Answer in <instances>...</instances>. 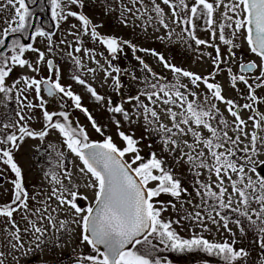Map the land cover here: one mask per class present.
Returning <instances> with one entry per match:
<instances>
[{
    "label": "rangeland",
    "instance_id": "374dc122",
    "mask_svg": "<svg viewBox=\"0 0 264 264\" xmlns=\"http://www.w3.org/2000/svg\"><path fill=\"white\" fill-rule=\"evenodd\" d=\"M171 0L175 5L177 16H173V8L166 5L162 0H155L156 4L164 10V22L168 27L165 28L159 22V17L153 11V0H82L83 6L77 4H65V15L68 11H76L89 18L91 24L86 33L82 21L78 17L67 16V19L54 18L56 29L47 36H32L30 44L33 49H38L44 53L43 60L39 59V52L28 49L24 52L22 58L29 61V66L11 65L12 72L5 78V88L10 91L0 92V139L15 133L20 135L19 127L27 126L31 130L40 131L46 124L44 111L55 112V120L63 122V117L59 116L61 112L68 113V119L74 127H83L88 134L89 141L103 142L111 136L113 142L121 149L126 142L118 135L124 132L133 136L139 141L138 148L140 155L147 161L151 153H155L157 158L164 161L166 170H170L174 176L181 182L182 191L179 197L170 194H161L153 198L156 206L160 202L166 208L161 213V219L164 221H173L172 228L184 239H190L193 236L203 237L210 243H222L228 241L235 242L234 247L238 250L243 248L248 255L239 258L236 261H225L222 255H215L205 251L203 248H194L192 250L177 251L172 250L166 244L153 239V248L151 257L159 259L162 264H264V246L261 242V233L259 228L262 226L253 214L252 209H259L260 205L252 203L247 211L251 216V221L244 215L235 211L240 208L244 211V206L239 204L240 196L233 192L227 175L222 173L224 178L223 186L227 188L223 200L225 203L231 197L232 204L230 208H220L215 197L206 196V190L203 185H210L213 192L219 193V180L214 172L209 173L205 168H193L187 161V156L182 157L180 149L184 153H190L195 156L201 150L205 153V159L208 164L214 163L208 153V149L203 143L196 144L192 134L188 132V126L181 123L185 129L181 140L189 144L196 145L195 151H191L183 144L176 148L172 143H165V134L159 130L161 124L172 128V137L176 138L178 129L173 128V120L167 109L180 113L186 110L187 104L180 106L179 98L175 104L164 105L159 101L152 104L144 93L151 83H162L169 85H178L179 90L185 94L187 101H195L197 105L206 107L205 103V81L204 79L192 83L191 77H184L176 73L168 65L180 68L184 71L192 72L203 78L207 73L206 44H199L197 51H193L189 42L193 33H186L180 20L178 19V2ZM229 3V0H225ZM146 6V10H145ZM219 7L217 8V10ZM220 15L219 13H217ZM14 16V7L7 4V0H0V38L5 39V45L0 47V53L11 57L16 54L12 52L11 37H3V31L9 26L8 22ZM149 16L152 17L149 20ZM179 21V22H178ZM96 26V31L100 36L115 37L119 41H127V44H121L117 53L109 52L107 45L100 39L93 38L91 35L92 26ZM198 40H205L206 37L201 34L205 32L200 29ZM193 40V39H192ZM27 45V43H26ZM135 46V51L133 50ZM79 48L80 51H76ZM163 56V60L159 57ZM139 57V59H137ZM54 59L56 70L50 72L47 68L49 59ZM147 65V67H145ZM33 69H36L35 71ZM120 69V72L114 71ZM110 73V74H109ZM80 77L85 84H80L76 77ZM119 77V86L115 78ZM24 77L34 78L41 81H49L54 84L57 80L65 90L72 91L75 95L81 97V108L75 106L72 97L60 93L56 96L48 97L40 86L39 94L35 86L28 88L23 80ZM89 87L95 89L98 96L103 99H96L89 91ZM174 91V90H173ZM139 96V101L130 99ZM155 100L156 97H153ZM41 102L44 107L41 108ZM140 104H146L149 108H154L158 113L159 119L152 123L154 118L148 115L145 119L144 108ZM29 105H32L31 107ZM115 106H122L128 113L129 119H125L123 113H115L110 109ZM86 108L96 124L102 129L97 132L93 127L88 115L82 110ZM23 117V119H21ZM180 117L177 116V122ZM117 121L119 124H117ZM191 123V122H190ZM214 127L219 128V122L211 120ZM192 127H196L194 124ZM48 135L43 139L24 137L18 141L19 147L13 150V159L22 169L24 187L28 192V208L31 212H26L20 208L13 213L12 219L19 227L20 241H16L10 233L14 232L9 218L0 216V261L2 264H90L86 255H97V253L86 242H82V224L79 221L86 214V209L93 206L96 201L97 188L90 187L89 184H96L94 177L85 170L80 158L72 153L66 146L64 137L57 129L49 128ZM202 134L203 139L211 137L208 129L200 126L197 128ZM264 137V131L261 136ZM233 138V137H232ZM240 148L249 145L251 137H242ZM10 147L9 144L0 143V148ZM224 148L217 151H224ZM62 153L61 157L58 155ZM244 153L238 152L235 160L237 163L243 162ZM70 162L66 165V159ZM125 160L133 168L137 167L140 161L132 163L133 154L126 153ZM257 161V173H252L249 168L245 171L257 179V174L264 176V165L259 161H264V146H260L259 154L253 156ZM71 173L72 187L65 176V172ZM56 173L65 186L71 191H77L79 198L76 203L85 209L84 212L76 214L69 205L59 206L58 201L52 196L53 188H60L51 180L50 173ZM199 173V175H197ZM47 174V175H46ZM155 174H159L157 170ZM232 179H237L235 173H229ZM0 206L9 204L13 200L14 186L12 181L16 179L15 173L0 159ZM158 181H149L147 187L154 188ZM242 187V185H239ZM69 199L71 196L64 193ZM34 197V199H33ZM51 197V199H49ZM47 202L48 210L44 212V219H38L35 209L43 208ZM208 205L215 207L212 211ZM13 205V207H18ZM57 209L56 211H52ZM199 212L202 220L196 218ZM217 212L219 215H217ZM51 214L56 218L55 227L47 219ZM209 215L213 216L217 223L209 220ZM27 216V219L24 217ZM221 217H226L222 219ZM29 220H36L37 226L45 229L44 235L34 233L29 224ZM240 223L237 224L236 221ZM59 221H67L65 229H61ZM77 221V222H73ZM179 221V223H175ZM252 221H257L253 224ZM227 222V227L225 223ZM29 231H24V229ZM40 236L37 240L35 237ZM15 245V247H13ZM22 245V246H21ZM148 245L142 243L136 245L134 250L144 253Z\"/></svg>",
    "mask_w": 264,
    "mask_h": 264
},
{
    "label": "snow or ice",
    "instance_id": "6c2138e0",
    "mask_svg": "<svg viewBox=\"0 0 264 264\" xmlns=\"http://www.w3.org/2000/svg\"><path fill=\"white\" fill-rule=\"evenodd\" d=\"M35 3V0H32ZM135 2V0H133ZM143 4V0H140ZM166 5H170L173 8V16H177L175 12V5L171 3V0H162ZM223 0H217L214 7L213 3H210L209 0H197V6L190 8L191 16L182 20L185 25H188L192 22V18L197 17L198 13L205 17L206 24L211 27L214 23L213 14L220 6ZM52 3V17L58 19H67V16L78 17L82 21L84 31L88 32V26L91 24V21L82 13L76 11H68L65 15L64 9L65 4H77L80 3L81 6L82 0H51ZM179 3L182 7L188 8L185 0H179ZM8 5L14 7V16L11 21L8 22L9 26L4 29L3 37H8L12 33L24 32L27 31L31 24L29 23V18L31 13L29 7L26 3V0H7ZM202 6V7H200ZM226 11L223 13V18L228 23H221L219 25L220 35L219 39L226 45H234L232 39H226L224 35L225 28H231L232 23L235 24V29L232 31L231 35L235 36L236 31L244 29L247 33L246 39L251 46V51L257 53L261 58H264V0H229V3L225 5ZM146 10V6H145ZM153 11L159 17V22L163 24L165 28L168 27L167 23L164 22V10L160 7L159 4L155 3L153 0ZM232 12L240 18H234L229 16L228 13ZM152 17L149 16V20ZM179 22V21H178ZM195 25L193 24V28ZM185 31H188L185 28ZM91 35L93 38H99L102 43L107 45V48L110 53L115 54L118 52L121 44H127V41H119L115 37L100 36L96 31V26H92ZM34 36H47L51 38V34L45 32L43 29L37 28L35 30ZM213 36H215V30L213 29ZM198 44H207L205 40H197ZM5 45V39L0 38V47ZM28 49L39 52L38 49H33L32 44H23L19 39L12 41V52L16 53L11 57H8L0 53V92L10 91L11 89L5 88V78L10 75L12 72L11 65L19 66H29V61L23 59L22 56L24 52ZM135 51V46H133ZM76 51H80L79 48ZM217 54L219 55L220 49L219 46H216ZM234 55V53H232ZM44 53L39 52V59L43 60ZM163 60V56L159 57ZM139 59V57H137ZM218 58L214 63L218 64ZM49 67H51V61L48 62ZM166 67H171L172 70L176 73L182 74L184 77H191L192 83L196 84L197 81L204 79L207 83V79L199 75H196L189 71H184L180 68L168 65L165 62ZM147 67V65H145ZM261 69V76L257 77L260 79L264 77V64L257 65L255 62L241 63L240 70L241 72L253 71L256 68ZM34 71L36 69H33ZM116 72H120V69H114ZM110 74V73H109ZM80 84H85L83 79L76 77ZM23 80L26 83V87L31 88L35 86L36 92L39 94L40 86L42 83L47 81H41L34 78L24 77ZM231 80L233 84L237 80L244 82L249 89L254 93L253 86L248 83V79L245 75H232ZM117 86H119V77L115 78ZM264 83V81H262ZM261 85H257L260 87ZM207 87L213 89V95L220 100H224V97L221 95V86L219 84L208 83ZM56 90L60 93H63L65 96L72 97L75 101V106L81 108V97L75 95L70 90H65L57 80L54 84H50L47 91L49 95H54ZM174 90V91H173ZM92 95L96 99L100 100L103 97L98 96L95 92V89L89 87ZM147 97V99L152 103L156 104L158 101L164 105L175 104L177 101L173 97L179 98L180 106L186 103L187 107L185 111L176 113L172 111L171 108H168L166 111L170 114L171 119L173 120V128L178 129V133L175 134L176 138L172 137V128L161 124L159 130L162 131L165 136V143H172L176 148H180V145L188 147L191 151H195L196 145L189 144L185 140H181L180 137L185 133V129L181 127L183 125L188 126V132L194 137L196 144L203 143L204 146L208 149L209 155L212 157L214 163L211 165L208 164L207 160L204 158L205 153L203 150L198 152L195 156L190 153H184L181 148L180 151L183 156H187V161L193 166V168H205L209 173L214 172L219 180L220 192L216 193L211 190L210 185H203L202 187L206 190V196L209 198L215 197L216 201L219 204L220 208H230L232 204L231 197L225 203L223 200L224 193L227 192V188L223 186L224 175H227L228 180L231 183L234 193H237L240 196L239 204L244 206V211L241 212L240 208H236L235 211L239 212L241 215L246 216L251 221V216L249 215L247 209L252 203L259 204V209L253 208L252 212L257 216V220L261 223L259 228L261 235L262 246H264V176L257 174V179L253 180L245 168H249L252 173H257L256 163L253 159V156L259 154L260 146H264V137H260L256 131H253L251 135V140L249 145L240 148L239 144L241 143L240 134L248 136L249 134L244 132V129L241 125H244L246 122L240 118L239 113L232 111V106L234 102L228 100L226 103L229 105V111L232 116L236 117L238 123H236L234 131L237 133L236 138L233 139L228 135V132L223 128L218 131L217 127H214L210 122L215 119L213 115V109H216L215 105L211 107H203L197 105L195 101H187V97L184 93L179 90L178 85H169L162 83H151L148 85V89L142 93ZM153 97H156L154 100ZM254 101L256 99L253 94L251 97ZM130 99H136L139 101V96L132 97ZM30 107L32 105H29ZM140 107L144 108L145 119H148L150 114L154 118L152 123H155L159 117L158 113L154 108H149L146 104H140ZM40 107H44V103L41 102ZM244 108H251L252 105L245 104ZM91 120L93 127L97 132H101L102 129L96 124L95 120L91 117V114L88 113L86 108L82 109ZM115 113H123L124 118L129 119L128 113L124 111L122 106H115L110 109ZM218 111V109H216ZM44 118L46 124L44 129L40 131L31 130L27 126H20L19 133L17 136L15 133L6 136L3 139H0V143L9 144L10 147L0 148V159L7 165H10L11 170L15 173L16 179L12 181L14 186L13 200L6 205L0 206V216H6L9 218L14 232L10 233L16 241H20L21 237L19 235L20 229L16 225L15 220L12 219L13 213L17 212L20 208H23L26 212L33 211L28 208V192L24 187L22 169L13 159V150L19 147L18 141H22L24 137L30 138H40L43 139L48 135V129H57L64 137L67 148L75 153L80 160L83 162L85 168L81 169V172L85 170L87 173H90L94 177L96 184H89L90 187L97 188L96 193V204L94 206H89L86 209V214L82 216V219L79 223L82 224V233L81 239L82 242H86L91 246V248L97 253V255H90L87 257L88 261H91V264H162L159 259L152 258L150 253L153 248V239L159 240L161 243L166 244L172 250L185 251L192 250L194 248H203L209 253L215 255H222L225 261L231 262L236 261L241 257L247 256L248 253L243 249H236L234 247L235 242L229 243L224 241L222 243H210L208 240L203 237L193 236L190 239L182 238L173 228V221H164L162 220L161 213L165 211L166 208L163 206V203L160 202V206L157 207L154 203L153 198L159 197L161 194H170L174 197H179L182 191L186 189L181 188V182L179 179L174 178L170 170H166L164 161L157 158L155 153L150 154V158L145 161L144 158L140 155V149L138 148L139 141L134 139L133 136L127 135L124 132H119L118 135L126 142V145L123 149L119 148L112 140V137H107L102 143L89 141L87 132L83 127H74L72 122L68 119L67 112L59 113V116L63 117V122L59 120L54 121V117L57 116L55 112L44 111ZM177 116L180 117L179 122H177ZM23 119V117H21ZM250 119H254L250 117ZM264 121V115L260 116V120H254V127L256 129L261 128V122ZM191 122V123H190ZM221 124L224 125V128L227 127V122L221 120ZM117 124L119 122L117 121ZM194 124L196 127H192ZM203 126L208 129L211 133V137L203 139L202 134L197 131V128ZM225 144L228 145L224 151H217L225 147ZM238 152L244 153L242 157L243 162L237 163L235 157ZM126 153L133 154L132 163L140 161L137 167L133 168L131 164L125 162L122 158ZM61 157L62 153H59ZM261 165H264V161H259ZM159 171V174H155L156 171ZM229 173H235L237 179L233 180L232 176ZM47 175V174H46ZM51 180L60 184V188H53L52 196L56 198L59 206L69 205L74 209L76 214H80L85 211L81 206H79L76 201L79 198V193L77 191H71L68 186H65L62 180L57 176L56 173H50ZM199 175V173H197ZM65 176L69 181V185H72L71 173L65 172ZM139 178V180H137ZM149 181H158L156 187L149 188L147 187ZM239 185H242L240 187ZM68 193L71 196L69 199L64 193ZM34 199V197H33ZM51 199V197H49ZM18 207H13L17 205ZM43 208L35 209V214L38 216V219L43 220L45 217L44 212L48 210L47 202H43ZM212 211H216L215 207L208 205ZM53 209L52 211H56ZM196 218L202 220L201 214L197 212ZM217 215L219 213L217 212ZM226 220V217H221ZM27 219V216L24 217ZM47 219L55 227L56 218L49 214ZM209 220H212L213 223H217L213 216L209 215ZM31 229L34 233H39L40 236L44 235L45 229L40 226H37L36 220H29ZM77 222V221H73ZM175 223H179L176 221ZM237 224L240 223L239 220L236 221ZM253 224L257 221H252ZM61 229H65L67 221H59ZM227 227V222L225 223ZM24 231H29V229H24ZM40 236H36L37 240L40 239ZM142 238V239H141ZM142 243L147 244L148 249L142 254L137 250H134L132 245H141ZM104 246V250L101 251L100 246ZM22 246V245H21ZM15 247V245H13ZM2 255V253H0ZM2 264V261H0Z\"/></svg>",
    "mask_w": 264,
    "mask_h": 264
},
{
    "label": "flooded vegetation",
    "instance_id": "af4514ba",
    "mask_svg": "<svg viewBox=\"0 0 264 264\" xmlns=\"http://www.w3.org/2000/svg\"><path fill=\"white\" fill-rule=\"evenodd\" d=\"M178 2V10L180 13L178 14V19L180 20L182 26L188 29L185 31L186 33H193L192 39L189 41L191 43V48L193 51H197L200 46L196 41L198 40L199 30L204 29L205 32H202L206 38L207 44V73L206 79L207 83H205V103L206 107H211V105H215L216 109H213V115L215 116V120L219 122V128L224 129L228 132L230 137L233 139L236 138L237 133L234 131L236 123V117L232 116L231 112L228 110L229 105L226 103L228 100H232L234 102L232 106V111H236L239 113L241 119H243L246 123L241 125L244 129V132L248 133L249 137H251V133L256 131L259 136H261L262 131H264V121L261 122V128L256 129L254 127V120L259 121L260 116L264 115V77L257 79V77L261 76V69L258 67L253 71L241 72L240 65L241 63H249L255 62L257 65L264 64V58H261L257 53H253L251 51V46L249 45L246 39V31L244 29L236 31L235 36H232L231 33L235 29V24L232 23L231 28L226 27L224 31V35L226 39H232L234 45L236 47H232L231 45L224 44L220 39V30L219 25L221 23H228L223 18V13L226 11L225 5L228 3L223 2L220 4L219 9L215 10L213 14L214 23L209 27L205 22V17L198 13L197 17L192 18V22L188 25H185L182 20L191 16L190 8L193 6H197V0H185L186 4L189 6L188 8H184ZM210 3H213L214 7L216 5L217 0H209ZM202 7V6H200ZM219 13L220 15H218ZM229 16H233L234 18H240L236 16V14L229 12ZM193 24L195 27L193 28ZM213 29L215 30V36H213ZM216 46H219L220 52L219 55L216 51ZM234 53V55H232ZM218 58V64L214 63ZM232 75H245L248 79V83L253 86L254 93L249 89V87L242 81L237 80L235 84H233L231 80ZM208 83L219 84L221 86V95L224 97V100L217 99L214 95L213 89H209L207 87ZM261 85L257 87V85ZM255 95V101L251 98L252 95ZM250 104L251 108H244L243 105ZM250 117L254 119H250ZM226 121L227 127L224 128V125L220 123V121ZM211 122V121H210ZM242 137H246L243 134H240V139Z\"/></svg>",
    "mask_w": 264,
    "mask_h": 264
},
{
    "label": "trees",
    "instance_id": "16d2710c",
    "mask_svg": "<svg viewBox=\"0 0 264 264\" xmlns=\"http://www.w3.org/2000/svg\"><path fill=\"white\" fill-rule=\"evenodd\" d=\"M26 3L31 13V16L29 18L31 27H29L27 31L24 32L12 33L10 37L13 40L19 39V41L23 44H30L32 41V36L34 35L37 28L43 30H45L46 28L55 30L56 24L51 14V0H35V3H33L32 0H26ZM90 255L91 253L87 254L86 257Z\"/></svg>",
    "mask_w": 264,
    "mask_h": 264
},
{
    "label": "water",
    "instance_id": "95a60500",
    "mask_svg": "<svg viewBox=\"0 0 264 264\" xmlns=\"http://www.w3.org/2000/svg\"><path fill=\"white\" fill-rule=\"evenodd\" d=\"M49 61H51V67H49V64L47 63V66H48V68H49V70H51V71H53L54 70V68H55V61L53 60V59H50ZM48 61V62H49ZM49 83L48 82H46V83H44L42 86H43V88H44V91H45V93L48 95V96H54V95H49L48 94V91H47V89H48V87H49ZM56 93V92H55ZM123 159V158H122ZM124 160V159H123ZM69 160H67V162H68ZM125 161V160H124ZM126 162V161H125ZM137 180H139V178H137ZM142 239V238H141ZM132 248L134 247V245H132L131 246ZM100 248H101V251H103L104 250V246L103 245H101L100 246Z\"/></svg>",
    "mask_w": 264,
    "mask_h": 264
}]
</instances>
